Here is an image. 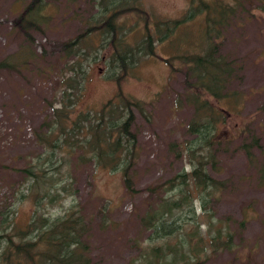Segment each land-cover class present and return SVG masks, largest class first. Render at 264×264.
I'll return each mask as SVG.
<instances>
[{"label":"trees","instance_id":"1","mask_svg":"<svg viewBox=\"0 0 264 264\" xmlns=\"http://www.w3.org/2000/svg\"><path fill=\"white\" fill-rule=\"evenodd\" d=\"M89 1L91 10L80 18L84 28L64 40L52 65L60 77L59 90L51 115L43 121L45 129L37 132L43 151L18 168L25 184L19 198H31L33 203L30 219L20 225L14 214L1 211L0 264L93 263L92 221L80 202L74 200L60 213L51 209L77 193L75 170L80 162L121 172L126 188L135 192L140 156L137 112L146 118L150 114L145 100L120 89L100 108L74 115L85 92L89 66L102 59L105 77L121 84L144 58L156 53L158 42L172 38L199 16L203 17L200 48L187 51L184 67L177 68L185 74L186 89L175 97L176 102L183 100L192 115L184 137L170 143L176 157L185 158L190 168L178 170L161 187H148L150 200L139 215L148 242L136 240L139 252L132 264H204L214 253L234 250L237 229L245 228L248 217L220 216L215 207L228 188V179L219 176L221 155L234 139L220 136L219 126L227 118L210 95L219 100L233 98L234 105L242 98L239 90L232 89L242 65L222 51L220 39L241 1L189 0L176 17L152 15L144 0ZM49 4V0H30L17 19L25 35L29 37L31 28L44 30L43 23L58 11L48 12ZM9 64L0 61V66ZM25 64L26 58L21 65ZM249 131L250 139H241L239 147L250 162H258L254 148L264 156L262 137ZM259 166L264 178V162Z\"/></svg>","mask_w":264,"mask_h":264},{"label":"rangeland","instance_id":"2","mask_svg":"<svg viewBox=\"0 0 264 264\" xmlns=\"http://www.w3.org/2000/svg\"><path fill=\"white\" fill-rule=\"evenodd\" d=\"M212 1L236 4L235 0ZM240 1L238 14L220 39L222 51L242 65L232 84L242 98L236 105L230 97L219 100L210 95V100L227 118L219 126L220 136L234 139L221 155L223 171L219 176L228 179V188L215 207L220 216L230 214L240 220L246 215L248 221L245 228L237 229L234 250L214 253L204 264H264V178L259 166L264 156L255 147L258 162H250L239 147L241 139H250L249 128L260 134L264 146V0ZM29 2L0 0V61L11 65L0 66V220L1 211H7L20 225L29 221L33 203L31 198H19L25 184L18 168L43 151L37 132L45 129L43 121L51 115L59 90L60 77L52 65L64 40L84 28L80 18L92 7L89 0H49L48 12L58 11L43 23L44 30L31 28L28 37L17 19ZM144 4L152 15L176 17L189 0H144ZM202 22L199 16L172 38L158 42L156 53L144 58L121 84L105 77L102 59L89 66L85 92L74 115L100 108L120 89L145 100L150 114L146 118L137 112L140 156L135 192L126 188L121 172L80 162L75 170L77 193L51 209L60 213L74 200L80 202L92 221V264H132L139 252L136 240L148 242V232L142 231L139 222L150 200L148 187H161L178 170L190 168L185 158L176 157L170 143L184 137L192 115V108L183 100L176 102L175 97L186 89L185 74L177 68L184 67L187 51L200 48ZM24 58L28 64L21 65Z\"/></svg>","mask_w":264,"mask_h":264}]
</instances>
